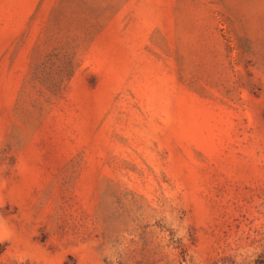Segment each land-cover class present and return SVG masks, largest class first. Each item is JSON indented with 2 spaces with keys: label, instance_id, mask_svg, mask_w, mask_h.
<instances>
[{
  "label": "rangeland",
  "instance_id": "1",
  "mask_svg": "<svg viewBox=\"0 0 264 264\" xmlns=\"http://www.w3.org/2000/svg\"><path fill=\"white\" fill-rule=\"evenodd\" d=\"M263 250L264 0H0V264Z\"/></svg>",
  "mask_w": 264,
  "mask_h": 264
},
{
  "label": "trees",
  "instance_id": "2",
  "mask_svg": "<svg viewBox=\"0 0 264 264\" xmlns=\"http://www.w3.org/2000/svg\"><path fill=\"white\" fill-rule=\"evenodd\" d=\"M252 264H264V250L256 256Z\"/></svg>",
  "mask_w": 264,
  "mask_h": 264
}]
</instances>
